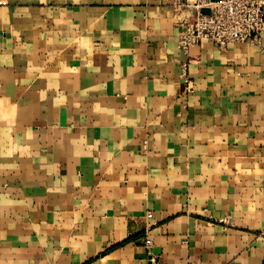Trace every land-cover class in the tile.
<instances>
[{"label": "crops", "instance_id": "1", "mask_svg": "<svg viewBox=\"0 0 264 264\" xmlns=\"http://www.w3.org/2000/svg\"><path fill=\"white\" fill-rule=\"evenodd\" d=\"M192 14L0 0V264H264V33Z\"/></svg>", "mask_w": 264, "mask_h": 264}, {"label": "built area", "instance_id": "2", "mask_svg": "<svg viewBox=\"0 0 264 264\" xmlns=\"http://www.w3.org/2000/svg\"><path fill=\"white\" fill-rule=\"evenodd\" d=\"M177 9L191 8L193 14L187 21L179 38L180 48L188 55L191 47L208 39L220 48L229 43H260L264 33V0H172ZM204 9H208L205 12ZM190 60L182 64L181 75L184 79L181 92L190 95L194 83L189 73ZM152 217V213H148ZM150 246L152 240L145 239ZM150 259L155 261L151 254ZM185 264H193L187 262Z\"/></svg>", "mask_w": 264, "mask_h": 264}, {"label": "water", "instance_id": "3", "mask_svg": "<svg viewBox=\"0 0 264 264\" xmlns=\"http://www.w3.org/2000/svg\"><path fill=\"white\" fill-rule=\"evenodd\" d=\"M205 12H208L209 10L208 9H204Z\"/></svg>", "mask_w": 264, "mask_h": 264}]
</instances>
